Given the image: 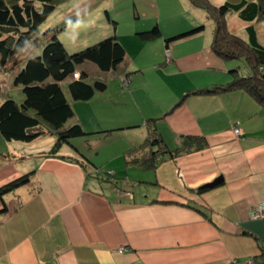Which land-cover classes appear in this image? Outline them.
<instances>
[{"label":"crops","instance_id":"1","mask_svg":"<svg viewBox=\"0 0 264 264\" xmlns=\"http://www.w3.org/2000/svg\"><path fill=\"white\" fill-rule=\"evenodd\" d=\"M176 62L188 70V61ZM206 63L197 66L214 74L220 67ZM124 64L117 75L122 72L128 89L122 92L120 79L112 84L133 109L115 119L98 116L92 129H132L117 145L121 152L94 161V144H64L49 155L56 139L50 136L29 142V151L17 143L11 156L0 155V186L33 174L4 196L10 211L1 216L0 264H264V106L244 91L188 94L229 81L231 69L219 70L214 82L179 91L171 85L167 92L150 79L130 77ZM109 90L108 83L101 93ZM152 118L160 119L169 148L179 146L182 135L204 136L207 147L151 170L128 165L125 152L144 141ZM236 121L243 136L233 132ZM219 176L223 182L199 191Z\"/></svg>","mask_w":264,"mask_h":264},{"label":"trees","instance_id":"2","mask_svg":"<svg viewBox=\"0 0 264 264\" xmlns=\"http://www.w3.org/2000/svg\"><path fill=\"white\" fill-rule=\"evenodd\" d=\"M60 2L0 0V66L15 72L13 84L20 87L24 95L22 102L10 96L0 102V133L8 141L27 143L53 136L56 139L49 155L58 154L62 146L70 144L74 137L90 133L79 121L68 123L75 117L73 102L90 101L98 92L105 91L109 76L117 74L127 56L117 34L76 52H69L57 34H54L41 51L36 52L39 40L49 32L41 33L40 26ZM190 2L204 8L208 17L215 20L213 53L225 60H244L248 74L242 75L239 68H232L229 81L199 87L188 94L215 95L244 91L257 104L264 106V44L259 39L255 25V22L264 20V0H240L221 5L212 0ZM233 12L248 24L247 39L228 27L227 14ZM203 28L204 25L200 24L166 38L167 46L171 40L197 33ZM160 34L158 26L141 33L145 38H154ZM159 120L149 119L144 141L125 152L128 165L151 170L168 158L176 159L207 147L208 142L204 136L182 135L181 144L174 149L169 148L157 128ZM112 131L107 129L101 133L107 135ZM7 154L12 155L10 152ZM0 155H3L2 151ZM32 175V172L25 173L0 186V197L3 199L0 223L1 216L10 211L4 196L29 184ZM207 189L205 186L199 191Z\"/></svg>","mask_w":264,"mask_h":264},{"label":"rangeland","instance_id":"3","mask_svg":"<svg viewBox=\"0 0 264 264\" xmlns=\"http://www.w3.org/2000/svg\"><path fill=\"white\" fill-rule=\"evenodd\" d=\"M212 1L221 5L225 2L240 0ZM227 17L228 27L247 39L248 24L234 12L227 14ZM200 24H203L204 28L199 32L171 40L169 43L171 47L166 46V38ZM255 25L259 32V39L264 44V20L255 22ZM155 26L161 30L159 36L145 38L141 35L144 31H150ZM215 27V20L208 17V12L204 8L193 5L190 0H61L52 14L41 24V33L44 34L48 30L49 32H47L48 35L41 37L35 51L40 52L54 34H57L69 52H76L117 34L119 40L126 47L127 61L124 65L128 72L131 71L130 77L150 79L155 83L154 89L156 90L161 89V91L169 92V89H172L171 85H175V88L178 86L177 91H179L180 88H189L192 85L201 86L205 84L204 80L210 82H214L216 78L218 80L222 76L219 70L228 74L230 69L239 68L240 74H248L247 64L242 59L225 60L219 56L215 58L210 56ZM173 48L175 50L174 57L171 52ZM174 59L188 61V70H183L179 63H174ZM207 60L214 65H220L218 70L215 69V74L213 71L208 73L205 69L197 66L199 63L207 65ZM139 66L142 68V72H132ZM121 74L122 72L118 74L119 76L115 74L114 77L111 76L112 78L108 79L109 91L98 92L90 101L73 102L75 117L71 118L68 123L79 119L84 129L90 133L74 137L68 146L81 147L85 144V147L90 149L89 143L94 144L96 148H94L95 153L92 152L94 161L100 160L101 157L104 158L103 156L106 154L113 153L114 156L121 152V149L117 147L118 143L129 139L127 138L129 134L126 133L132 131V129L114 130L110 135H104L92 130L97 128L95 125H97L98 116L100 118L104 116L103 120H110V117L118 118L133 109L130 99L125 95H117L118 89L114 88V84H112L116 83L117 85V81L120 79L122 92H126L128 87H125L126 81L123 80L124 75ZM14 75L13 70L8 71L0 66V102L8 96L18 102L23 101L24 95L21 88L13 84ZM109 96H114V99H108ZM238 123L239 121H236L237 126H233V132L243 136V130ZM236 128L241 129L242 132L237 133ZM135 130V133H143L140 128ZM49 137H42L43 141L51 138ZM129 137L132 139V134ZM141 138L142 136H139L136 139ZM17 143L22 144L26 150H30L28 149L30 143L8 141L0 133V151L3 154L15 148L19 149ZM98 150L99 153H97ZM89 151L87 150V154ZM121 159L124 161V156ZM112 174L108 173L111 175L110 177ZM110 177L108 178L112 179ZM152 183L155 184V182ZM144 184L150 187V183ZM251 261L256 264L255 260Z\"/></svg>","mask_w":264,"mask_h":264},{"label":"water","instance_id":"4","mask_svg":"<svg viewBox=\"0 0 264 264\" xmlns=\"http://www.w3.org/2000/svg\"><path fill=\"white\" fill-rule=\"evenodd\" d=\"M223 176H219V177H217L213 182H211V183H208V184H206V185H204L203 187H214V186H216V185H218V184H220L221 182H223ZM202 188V187H201Z\"/></svg>","mask_w":264,"mask_h":264},{"label":"built area","instance_id":"5","mask_svg":"<svg viewBox=\"0 0 264 264\" xmlns=\"http://www.w3.org/2000/svg\"><path fill=\"white\" fill-rule=\"evenodd\" d=\"M76 76H78V74H76ZM125 86H127L128 85V81H126L125 82V84H124ZM236 132L237 133H241L242 132V130L241 129H238V128H236ZM111 174L113 173V171H109ZM250 264H253L252 262H250Z\"/></svg>","mask_w":264,"mask_h":264}]
</instances>
